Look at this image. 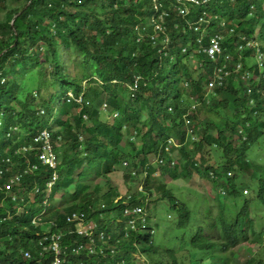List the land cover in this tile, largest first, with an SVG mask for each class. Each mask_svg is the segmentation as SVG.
<instances>
[{
	"label": "trees",
	"instance_id": "1",
	"mask_svg": "<svg viewBox=\"0 0 264 264\" xmlns=\"http://www.w3.org/2000/svg\"><path fill=\"white\" fill-rule=\"evenodd\" d=\"M24 1L22 7L9 9L5 4L6 0H0V12H5L4 19L0 21V114L6 118L2 126L4 130H0V152H3L8 144L7 148L17 149L31 136L36 135L38 130L47 127L46 118L52 114L51 108L45 109V121L41 122L39 119L44 117L40 116V112L31 110L32 106L29 103L21 101L20 85L13 82L20 66L39 63L44 45L48 47L45 53L46 61H50L55 69L56 78H64L66 82L61 85L65 94L69 91L77 95L82 93L84 100L89 103V106L84 108L75 104L62 105L58 110L62 119L55 120L52 127H49L60 159V171L62 174L67 171L54 186L50 199V202H54L56 194L64 192L65 203L62 209L53 207L50 214L45 217V220L56 222V227L52 231H67L68 215L78 211L84 212L89 220L101 223L100 215L105 212L108 214L115 212L122 217L126 198L116 202L119 194L114 190L116 188L109 187L105 201H101L103 199L99 197L101 187L96 184L91 189L89 179L104 177L116 171L118 160L123 159L125 155L131 160L140 157L136 163L131 161V169L137 174L147 166L149 153L163 154L162 148L169 139H174L178 146H182L179 149L182 154L180 165L159 164L165 173H172L177 167L180 170L176 172L190 174L198 172L212 180L215 191L225 188L234 195H238L240 190L234 175H224L228 170L235 172V167L240 166L241 169L256 175L243 158L251 145L264 135V109L260 108L261 116L255 118L252 127L246 131L247 140L238 137L239 129L245 127L248 120H252L255 108L250 106L251 97L247 95L245 83L235 78V75L215 90V96L209 97L211 101L209 104L201 100L202 110L215 115L226 114L222 126L209 120L205 123L206 127L202 133L199 128L198 111L190 117L193 122L191 136L202 133L203 140L195 144L189 139L185 118L189 116L196 103L195 98H205L207 84L215 64L204 53H195L199 50L198 35L191 30L185 32L184 20L178 15H173L167 21L171 43L168 50H163L165 46L162 44L163 39H159L157 44H153L146 37L137 41L134 30L135 25L150 17V0ZM166 5L170 8L169 2ZM205 12L207 15L225 20L228 32L235 28V36L225 38L223 41V47L235 58L230 64L237 60L235 50L239 36L257 39L258 31L260 29L264 31V0H212L198 8L191 15V19H197L199 14ZM235 20L240 21L239 26L233 24ZM178 23L182 26L176 29ZM144 25L147 28L146 32H149L150 27L147 23ZM214 32L216 31L212 30V33ZM62 47L66 49L71 47L79 51L83 58L80 67L88 69L90 75L88 78L81 80L70 77L65 63L58 58V50L61 51ZM185 48L189 49L187 53L184 51ZM249 54L250 52L248 56ZM191 59L198 63L199 76L190 68ZM167 66L171 68L165 74L163 70ZM244 66L247 68L245 61ZM254 70L256 74L260 73L257 65L252 67L251 71ZM135 78H139V86L138 91L132 96L129 86ZM2 79H5L4 82ZM85 81L87 86L83 88L82 83ZM187 83L188 88L185 87ZM10 84L12 85L9 87ZM103 95L107 96L105 103L109 114L119 116L114 123L98 121L102 114L101 105L96 107L94 103H98ZM16 105L21 109L18 110ZM230 109L235 112L231 118L227 114ZM142 116L144 120L141 119ZM84 117L90 122L97 120L98 123L90 127ZM213 128L217 131V138H214L211 132ZM138 130L143 132L140 135V148L131 143V139L138 136ZM22 132L27 135H22ZM125 138L128 139L127 148L131 146L132 149L129 153L127 149L118 148ZM190 142L196 147L194 152L189 149ZM213 148L223 150L222 158L227 160L225 164L217 162L212 164L210 160L204 158L211 155ZM200 153L201 159L197 156ZM26 160L40 163L36 154H31L28 159L22 161ZM212 171L221 177L212 178ZM126 176L128 180L134 179L130 172ZM47 177L48 169L41 165L38 171L25 178L24 185L32 187L39 184L44 190ZM135 177L137 178V175ZM75 179L76 190L71 192L68 189ZM149 182L150 177L145 179L146 192L153 190L148 187ZM154 189L158 190L159 197L165 199L171 209L178 213V226L187 228L193 218V211L181 203L166 186L157 184ZM43 197L44 192L41 200ZM136 197L137 195L131 194L130 204L141 206L147 216L146 203L142 205L144 201H139ZM258 199L264 204V178L260 180ZM4 201V193H0V264H46L49 260L46 263L43 261L38 263L37 260L24 258L26 251L35 252V249H38L39 236L45 233L41 227L32 224L33 217L37 215L36 211L33 210L32 215L22 217L21 214H15V211L14 215L9 217L2 206ZM250 207L251 201L245 202L242 211L231 223L224 219L220 220L224 239L214 241L223 250L235 248L243 243H255L251 241V236L256 237L258 231L255 220L250 218ZM145 220L144 229L132 233L130 238H124L122 228L118 233L115 231L118 229L111 223L103 225L109 231L112 230L114 235L110 241V246L116 250L113 258L74 255L72 262L117 264L118 261H125L126 264H136L137 260L133 259L132 252L157 254L159 248L153 245V230L147 217ZM76 237L78 236L73 235L70 238ZM192 244L197 249L214 247L207 241L195 240ZM170 257L171 262L161 264H177L175 254H170ZM245 264L263 263L251 258Z\"/></svg>",
	"mask_w": 264,
	"mask_h": 264
},
{
	"label": "rangeland",
	"instance_id": "2",
	"mask_svg": "<svg viewBox=\"0 0 264 264\" xmlns=\"http://www.w3.org/2000/svg\"><path fill=\"white\" fill-rule=\"evenodd\" d=\"M5 4L9 9H12L22 7V5L25 4V1L6 0ZM4 17L5 12L1 11L0 21L3 20ZM208 17L212 16L209 15ZM213 20H215V18H213ZM233 24L235 26H239L240 21L235 20ZM212 27L213 30L225 34L226 39L235 36V33H229L228 28H222L219 23L215 24V26ZM257 35L258 42H262V44H264V31L262 32L260 29ZM168 49L169 46L167 47V50ZM47 51L48 47L44 45L43 49L41 50L39 63H29L28 65L20 66L18 68L17 76H14L13 78V82H18V84L20 85L19 95L21 96V101L26 104L29 103V105L32 106L31 110H34L36 112H41L42 110H44L46 112L45 109L51 108L52 114H50L49 117L46 118V128H48L49 126L52 127V124L55 120L62 119L61 113L58 112V110L61 109L62 105L66 104V94L61 87V85L66 82L64 78H56L55 69H53V67L51 66L50 61H46L45 53ZM195 53L197 54L198 51H195ZM58 58L62 59L65 63V67H67V73L70 75V77L83 80L90 76L88 73V69L85 70L84 68L80 67V62L83 61V58L81 57L79 51L77 52L75 48L70 47L66 49L65 47H62L61 51L58 50ZM242 59L245 61L247 68H252L257 64V59L256 57H254V55H252V52H250L249 56L248 53L246 55H243ZM191 60L192 61H190L189 63V65L191 66L190 68L196 76H199L200 72L198 69V63L196 60ZM170 68V66L165 67L163 72H169ZM11 85L12 84H10L9 87ZM82 85L83 88H85L87 86V82H83ZM256 86H258L256 88V94L264 90L263 83L257 82L255 83V87ZM185 87L188 88L187 85H185ZM211 96H215V91L211 94ZM105 102H107V96L103 95L98 103H94L96 107L101 105L100 110L102 114L98 121L100 123H114V121H116L119 116L118 114H115L114 116L110 115V111L107 110L108 108L106 107V109H104V104H106ZM199 103H195L194 105H198L197 113L198 111H200L198 115L200 117V131L202 132L203 129H205V123H207L209 120L213 121L218 126H222L223 120L226 119V114H210L207 111L202 110V104ZM16 106L18 110L21 109L20 106ZM227 114L229 115V117H232L234 116L235 112L233 109H230ZM45 116L46 114L42 116L44 118H40L39 120L41 122L45 121ZM141 119L144 120V116H142ZM5 120L6 118L3 116V114H0L1 131L4 130L2 126L5 124ZM85 122L90 127L93 126L94 123H98L97 120L96 122H90L87 119L85 120ZM211 132H213L212 134L214 135V138H217V131L214 128L211 129ZM202 133L200 134L201 136H195L196 141L194 142L193 136H191V134H193V131L190 128L189 139L192 140L195 144H198L199 141L203 140ZM21 134L24 136L27 135V133L25 132H22ZM142 134L143 132L141 130H138V136H134V138L131 139V143H135L138 148H140V135ZM127 140L128 139L125 138V140L118 146V148H120L121 150L127 149V153H129V151H131L132 149L131 146L127 148ZM225 140H227V137L225 138ZM238 143L240 144L239 141ZM1 145L3 146V144ZM188 145L191 151L196 149V147L193 146L192 142H190ZM8 146L9 144L4 147V150H7ZM181 147L182 146H178L173 150L171 154L172 157L176 159L178 165H180V157L182 154V151L179 150L181 149ZM222 152V149L213 148L212 152L210 153L211 155H206V151V157L204 158L208 159V161L210 160L212 164H215L216 162L217 164H225L227 160L225 158H222ZM8 155L12 158L9 165H15L13 167L15 169L19 166L26 165L27 163V160H17L12 153H8ZM20 156L24 157L23 154H19L17 155V158ZM158 156L159 155H154V153H149L147 155V166L143 167V169H141L139 173L135 174V171L131 169V161L136 163L140 157L131 160L129 159L130 157L128 155H125L123 159L118 160L115 166V169H117L116 171H113L112 173L104 177H93L89 179L91 189H93L96 184L101 187L99 195L101 199L103 198L101 201H105L106 193L109 187H114L116 188L114 190L119 194L116 202H119L122 198L129 197V195L131 194L137 195L136 198L139 197L143 199L144 203L142 205H144L146 202L145 211L150 227L153 230V245L159 248V251L157 254L142 253L140 251L132 252L133 258L137 260L136 264L168 263L172 260L170 254H175L177 264H245L246 261L250 260L251 258L264 264V204L258 199L260 180L261 178H264V135H262L254 144L251 145L246 156H244L243 158V160H245L251 167L252 171L256 172V175L241 169L240 166L235 167L236 173L233 171L235 182L238 186V189L240 190V193L238 195L229 193L225 188H220L221 190L217 189L215 191L213 189L212 180L206 178L198 172H194L195 174H190L188 172H176L180 170L177 167L172 173H165L159 166L160 163L158 161ZM197 156L201 159L202 153L197 154ZM58 171H60V169H58ZM129 172L133 175L134 179L128 180L126 174ZM60 173L62 177L63 175L67 174V171L65 170L63 174L60 171ZM174 173L176 174L173 175ZM135 175H137V178L135 177ZM148 177H150L151 179L148 187L153 189L149 190L150 192H146V189L144 187L145 179H147ZM76 181L77 179L73 181V184H71L68 189L71 192L76 190ZM24 183L25 179L21 182H17L15 187L24 185ZM157 184L166 186L167 189L173 192L175 197L181 203L187 205L190 210L193 211V218H191V221L187 228H181L178 226V213L171 209L170 204L165 199H161L159 197L160 193L158 192V190L154 189L155 185ZM3 185L4 183L2 182V188ZM19 189L20 188H17L12 192L5 191L3 189V193L5 195L8 194L10 197V195L15 192L18 197H20L21 191H19ZM245 189H247L248 192H245ZM41 192H44L43 198H46L47 193H51L47 188L42 190V188L40 187V192L32 190V192L29 193L27 199L29 201V208H33L34 212L36 211L37 215L39 213V215L42 216L43 207H40L42 197ZM63 194L64 192H58V194H56V199L54 200V202H50V205L48 206L47 216L50 214V211L53 207L55 209H62V206L65 203ZM141 194L143 195V197H141ZM9 199H11V197ZM247 201H251L250 218L255 220L256 228L258 231V235L256 237L251 236V241L255 243H243L235 248L223 250L221 247H219V244L214 241V239H224L221 233L220 220L224 219L226 222L231 223L242 211V208ZM2 206L4 207V210L9 217H12L15 211V214H18L20 211L18 210L20 207L19 204L12 203L11 200L4 201ZM24 215L25 213H21L20 217ZM115 216V212L111 214H108L106 212L103 213L102 218L100 217L102 225H107L108 223H110V218H114ZM67 225L69 226L68 230L63 232L70 234L69 232H72L74 230L75 224H69L67 222ZM83 238L80 237V240H84ZM195 240H198L199 242H210L214 245V247L205 249L194 248L192 243ZM107 255H111L109 249L107 250Z\"/></svg>",
	"mask_w": 264,
	"mask_h": 264
},
{
	"label": "built area",
	"instance_id": "3",
	"mask_svg": "<svg viewBox=\"0 0 264 264\" xmlns=\"http://www.w3.org/2000/svg\"><path fill=\"white\" fill-rule=\"evenodd\" d=\"M211 1L212 0H150V17L135 25L134 30L138 38L137 41L143 40V38L146 37L153 44H157L159 39H163L162 44L165 45L163 50H167V47L171 43L169 24L167 21L172 18L173 15H178L180 18L182 17L181 19L184 20V31L187 32L191 30L198 35V54L204 53L215 64L212 76L207 84L205 98H195L196 104L199 102L201 103V100L209 104L211 102L209 98L211 94L217 88L223 86L231 76L235 75V78L242 80V82L245 83L248 96L251 97L250 106L255 108L254 116L251 118L252 120H248L245 127L240 128L238 131V137L246 141V131L252 127V121H255V118L261 116L262 113L260 108L264 109V90L256 94V88L258 86L255 87V83L264 82V44L258 42L257 39L239 36L235 50V53H237V60L233 64H230L235 58L223 47L225 36L219 31L212 33V26L219 23L222 28H226V22L214 16L208 17L209 15L207 16L206 12L199 14L197 19H191V15L194 14V11L209 4ZM167 2H169L170 8L167 7ZM213 18H215V20H213ZM144 23H147V26L150 27L149 32H146L147 28ZM181 26L182 24L178 23L176 29ZM229 33L234 34L235 28H231ZM184 51L187 53L189 49L185 48ZM249 52H252V55L257 59L256 65L260 71L259 74L255 73L256 70L251 71L252 68H246L244 66L242 56ZM200 66H202V64ZM4 80L5 79H2V82H4ZM138 86L139 78H135L129 86L132 96L138 91ZM187 86H189V83H187ZM83 95L82 93L77 95L73 91L67 92L66 104H75L82 108L85 106L88 107L89 103L84 100ZM106 107L107 105L104 104V109H106ZM197 110L198 105H194L189 116L185 118L189 134L190 128L193 125L190 117L195 115ZM45 114L46 112L44 110L40 112L41 116ZM84 119L86 120L87 117H84ZM49 127L38 130L36 135L30 137L25 144L17 149L14 150L9 147L7 148L8 151L4 150L0 152V193H3V189L12 192L20 188V197H18L15 192L10 195L11 199H9L10 197L8 194H4L5 201L11 200L12 203L19 204L20 207L18 210L20 211L18 214L25 213V215H32L33 208H29V201L27 198L32 190L40 192V185L36 184L32 187L29 185H19L15 187L16 183L23 181L29 174L39 170L41 165L48 169L45 187L51 193H47L46 198L41 200L40 207H43V215L41 216L38 214L34 216L32 220V224L41 227L45 233L39 236L38 249H35V252L26 251L24 253V258L26 260H37L38 263L42 261L46 263V261L49 260L46 264H85L82 261L79 263L72 262V257L74 255H85L88 257L96 255L97 258L109 259V255H107L108 249L110 250L111 258H113L116 250L110 246V241L114 238L112 230L109 231L107 228L103 227L101 222L89 220L84 212L78 211L68 215L67 222L69 224H75V228L70 234L64 233L63 231H52V229L56 227V222L45 220L48 214V206L50 205L53 188L61 179V173L58 171V169H60V159H58L53 141V134ZM15 130H17V128H15ZM193 141H196L195 136H193ZM175 147L177 148L178 144L174 139H169L166 142L164 148H162L163 154L158 156L160 164H177L176 159L171 155ZM8 153H12L19 161L28 159L27 157L31 154H36L40 163H31L27 160L26 165L19 166L18 169L15 170V168H13L15 165H9L12 158ZM19 154H23L24 157L20 156L17 158ZM9 173H11L10 176ZM224 175L232 176L233 170H228ZM219 176L220 175L215 171L211 172L212 178H220L221 176ZM2 182L4 183L3 188L1 186ZM245 192H248V190L245 189ZM130 198L131 195H129L123 203V206H125L123 209V216L120 217L116 214L114 218H110L109 220L110 223L114 224L115 228L118 229L115 230L116 232L119 233L121 228L123 229L122 233L124 234V238H130L132 233H138L139 230H143L146 226L144 209L141 206H133V204H130ZM136 199L144 201L139 197ZM122 200L123 198L120 201ZM102 216L103 214L100 215L101 218ZM140 220L141 223H139ZM73 235L78 237L71 239L70 237H73ZM80 237H84V240H80ZM133 259L136 260L135 258ZM117 264H126V262L118 261Z\"/></svg>",
	"mask_w": 264,
	"mask_h": 264
},
{
	"label": "clouds",
	"instance_id": "4",
	"mask_svg": "<svg viewBox=\"0 0 264 264\" xmlns=\"http://www.w3.org/2000/svg\"><path fill=\"white\" fill-rule=\"evenodd\" d=\"M92 221H94V222H95V220H92ZM96 222H98V221H96Z\"/></svg>",
	"mask_w": 264,
	"mask_h": 264
},
{
	"label": "bare ground",
	"instance_id": "5",
	"mask_svg": "<svg viewBox=\"0 0 264 264\" xmlns=\"http://www.w3.org/2000/svg\"><path fill=\"white\" fill-rule=\"evenodd\" d=\"M262 43V42H261ZM51 199V198H50Z\"/></svg>",
	"mask_w": 264,
	"mask_h": 264
},
{
	"label": "water",
	"instance_id": "6",
	"mask_svg": "<svg viewBox=\"0 0 264 264\" xmlns=\"http://www.w3.org/2000/svg\"><path fill=\"white\" fill-rule=\"evenodd\" d=\"M13 23V22H12Z\"/></svg>",
	"mask_w": 264,
	"mask_h": 264
}]
</instances>
